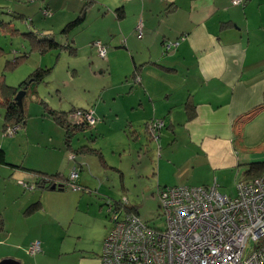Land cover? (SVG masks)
Wrapping results in <instances>:
<instances>
[{
  "label": "rangeland",
  "instance_id": "rangeland-1",
  "mask_svg": "<svg viewBox=\"0 0 264 264\" xmlns=\"http://www.w3.org/2000/svg\"><path fill=\"white\" fill-rule=\"evenodd\" d=\"M33 2L35 0L29 3L0 0V91L4 85L19 87L38 67H52L44 81H31L26 89H20L19 100L28 123L18 127L12 135L2 130L5 107L0 104V145L3 144L7 156V164L0 166V196L2 199L3 193L9 192L14 197L17 193L14 181L21 178L15 176V172L36 176L31 169H51L62 171L69 178L73 165L80 174L76 181L84 189L74 190L70 185L44 193L43 203L48 209L36 215L37 226L27 237L28 241L35 235V240L26 246L11 247L13 258L22 264H85L86 261L101 264L104 241L114 224L110 211L113 200L127 198V204L136 206L143 221L163 226L160 186L202 185L206 181L213 185L216 179L220 192L236 194L243 167L214 169L206 160L198 158L185 129L173 132L166 126L168 116L153 117L165 122L158 139L145 132L144 122L139 123V120L152 116L153 102L149 96L142 97L146 90L144 83L130 74L131 53H117L110 66L109 55L102 57L97 47L89 43L91 29L78 36L81 43L89 45L81 46L75 53L64 48L42 53L32 47L26 35L30 31L52 34L61 44L72 40L73 36L61 31L67 22L54 25L52 30L42 27L45 20L47 26H51V22L40 17L41 7ZM32 7L36 10H30ZM148 81H154L153 76L150 75ZM133 106L141 107L132 112ZM47 107L66 111L71 118L74 107L92 109L96 118L94 125L79 130L72 143L101 148L106 164L97 154L87 153L80 168L81 161L65 147L64 128L44 116ZM128 119L135 121L140 130L139 140L130 132L133 126H125ZM163 158L172 165L162 163L159 179L158 163ZM23 182L31 184L29 180H21V184ZM23 185L21 194H30L31 185ZM36 240L42 242L38 255L27 250ZM253 247L254 241L249 242L247 252ZM75 249L77 251H72ZM79 251L84 257L80 258Z\"/></svg>",
  "mask_w": 264,
  "mask_h": 264
},
{
  "label": "crops",
  "instance_id": "crops-1",
  "mask_svg": "<svg viewBox=\"0 0 264 264\" xmlns=\"http://www.w3.org/2000/svg\"><path fill=\"white\" fill-rule=\"evenodd\" d=\"M33 5H40V17L51 22L52 27L47 26V20L42 27L52 30L58 23L73 20L81 11L83 0H35ZM44 7L51 12L49 16L44 14ZM141 23L142 37H138L137 27ZM87 29H91V45L96 40L106 42L110 66L112 57L119 52L132 54L129 70L132 68L133 72L140 66L138 79L146 88L142 97L149 96L153 102L152 116L139 120L144 122L146 133V124L153 117L168 116L166 126L173 132L185 129L198 158L214 169L233 166L246 169L249 163L264 162V0H244L241 5H234L231 0H95L83 23L70 32L72 40L68 37L76 52L89 45L81 43L78 37ZM168 40L178 41L177 47L166 51L164 43ZM150 75L154 81H148ZM188 101L194 104L192 108L186 106ZM140 107L133 106L132 112ZM125 122L128 128L133 126L130 132L139 140L140 130L135 121ZM3 125L4 121L2 129ZM83 144L72 143V146L78 148ZM0 148L4 149L3 144ZM74 156L83 168L86 154ZM6 160L5 153L0 166L7 164ZM162 163L172 165L168 159L159 161V179ZM18 166L21 165H14ZM74 167L78 168L73 165L71 172ZM36 170L39 169H31ZM49 170L41 171L57 172ZM244 171L238 180L253 177L245 176ZM15 173L21 178L14 181L17 193L14 197L9 192L3 193L2 199L0 196V258L3 259L13 258L11 247L26 246L35 240V235L28 241L27 237L37 226L36 215L48 209L43 203L44 193L58 191L38 187L37 176ZM21 180L31 181V184L23 182L25 186L31 185L30 194H21ZM208 182L202 185H212ZM215 182L218 185L216 179ZM37 201L41 207L27 212ZM41 250L33 254L38 255ZM80 252H77L80 258L84 257Z\"/></svg>",
  "mask_w": 264,
  "mask_h": 264
},
{
  "label": "built area",
  "instance_id": "built-area-1",
  "mask_svg": "<svg viewBox=\"0 0 264 264\" xmlns=\"http://www.w3.org/2000/svg\"><path fill=\"white\" fill-rule=\"evenodd\" d=\"M234 5L244 0H231ZM46 13L47 10L45 11ZM142 37V23L138 25ZM102 57L107 45L94 42ZM178 41L164 43L166 51L176 48ZM74 123L94 124L92 109L73 112ZM163 119H152L147 129L158 139ZM19 126H9L13 134ZM77 168L70 174L67 186L82 187L76 182ZM163 226L143 221L137 213L112 211L113 227L106 237L101 264H264V173L241 178L234 196L219 191L213 185H172L158 189ZM127 204V198L122 200ZM254 247L247 252L249 242ZM41 250V242L34 241L29 251Z\"/></svg>",
  "mask_w": 264,
  "mask_h": 264
},
{
  "label": "trees",
  "instance_id": "trees-1",
  "mask_svg": "<svg viewBox=\"0 0 264 264\" xmlns=\"http://www.w3.org/2000/svg\"><path fill=\"white\" fill-rule=\"evenodd\" d=\"M95 0H83V7L78 15L71 21L67 22L66 25L62 28V32L69 33L77 26H79L85 20L86 13L88 12L89 8L93 5ZM244 3V2H243ZM49 12L48 8H44V14L50 15L51 12L46 13L45 11ZM119 15H123L122 9L118 10ZM22 14V13H21ZM22 17L26 18V15H22ZM67 33V35H68ZM32 41V47L39 48L42 53L49 52L54 49H61L64 48L69 50L70 53H75L76 48L71 44V42H66L65 44H61L56 41L52 34L46 35L43 31H30L26 33ZM165 47V46H164ZM166 50V49H165ZM52 67H38L35 69L29 76L28 80L24 81L19 87H13L9 85H4L0 91V104L4 105L5 107V115H4V125H3V132L6 133V130L9 126H22L27 121V116L25 115L24 111L21 108V104L17 98L20 89H26V85L31 81H44L47 75L51 72ZM140 66H136L133 72L131 73L132 78L138 80L140 76ZM25 93V91H24ZM47 103V102H46ZM48 104V103H47ZM187 107H193L194 104L190 101L186 103ZM77 109H88V108H76L74 107L71 112L73 113ZM45 117L53 118L62 128L65 130V147L70 152L74 153L75 155H83L87 153H94L97 154L99 159L102 163H105L103 153L99 148H95L90 144H83L78 148H74L72 146V138L75 134L79 131L84 129L87 126H92L94 124H88L85 122L82 123H74L72 118L69 117V114L66 111L58 110L55 108L47 107V111L44 113ZM149 123V122H148ZM146 124V131L148 132ZM150 136V135H149ZM0 158L2 160L5 159V152L2 148H0ZM106 164V163H105ZM37 176L36 185L40 188H51L54 183L63 182L65 187L67 186V181L69 178L60 172L54 173H47L45 171L36 170L34 171ZM246 174L245 176H259L264 173V162H253L249 163L246 166L244 171ZM41 207L40 201H37L31 204L27 208V212L34 211ZM113 210H123L124 212H134L137 213V208L135 205H128L122 202V200H113L112 207Z\"/></svg>",
  "mask_w": 264,
  "mask_h": 264
},
{
  "label": "water",
  "instance_id": "water-1",
  "mask_svg": "<svg viewBox=\"0 0 264 264\" xmlns=\"http://www.w3.org/2000/svg\"><path fill=\"white\" fill-rule=\"evenodd\" d=\"M17 98H18V100L20 99V94H18ZM19 102H20V100H19ZM51 188L52 189L63 190V189H65V184L62 183V182H57V183H54L51 186ZM0 264H21V263H20L19 260L14 259V258H4V259L0 260Z\"/></svg>",
  "mask_w": 264,
  "mask_h": 264
}]
</instances>
